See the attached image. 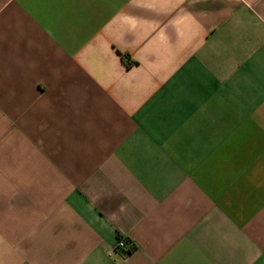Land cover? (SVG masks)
Listing matches in <instances>:
<instances>
[{
	"label": "crops",
	"instance_id": "1",
	"mask_svg": "<svg viewBox=\"0 0 264 264\" xmlns=\"http://www.w3.org/2000/svg\"><path fill=\"white\" fill-rule=\"evenodd\" d=\"M0 264H264V0H0Z\"/></svg>",
	"mask_w": 264,
	"mask_h": 264
},
{
	"label": "built area",
	"instance_id": "2",
	"mask_svg": "<svg viewBox=\"0 0 264 264\" xmlns=\"http://www.w3.org/2000/svg\"><path fill=\"white\" fill-rule=\"evenodd\" d=\"M127 239H124V238H118L117 240V243H116V250H123V249H126L127 247Z\"/></svg>",
	"mask_w": 264,
	"mask_h": 264
},
{
	"label": "trees",
	"instance_id": "3",
	"mask_svg": "<svg viewBox=\"0 0 264 264\" xmlns=\"http://www.w3.org/2000/svg\"><path fill=\"white\" fill-rule=\"evenodd\" d=\"M127 241H129V240H127ZM133 244H132V242L131 241H129V242H127V247L126 248H128V249H133Z\"/></svg>",
	"mask_w": 264,
	"mask_h": 264
}]
</instances>
